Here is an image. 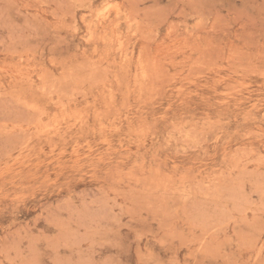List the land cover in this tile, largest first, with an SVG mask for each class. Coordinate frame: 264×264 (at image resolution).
I'll use <instances>...</instances> for the list:
<instances>
[{
    "label": "rangeland",
    "instance_id": "obj_1",
    "mask_svg": "<svg viewBox=\"0 0 264 264\" xmlns=\"http://www.w3.org/2000/svg\"><path fill=\"white\" fill-rule=\"evenodd\" d=\"M0 264H264V0H0Z\"/></svg>",
    "mask_w": 264,
    "mask_h": 264
}]
</instances>
